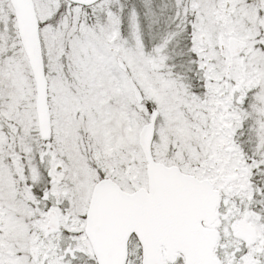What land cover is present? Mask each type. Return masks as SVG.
Here are the masks:
<instances>
[{
    "label": "snow or ice",
    "instance_id": "1",
    "mask_svg": "<svg viewBox=\"0 0 264 264\" xmlns=\"http://www.w3.org/2000/svg\"><path fill=\"white\" fill-rule=\"evenodd\" d=\"M0 264H264V0H0Z\"/></svg>",
    "mask_w": 264,
    "mask_h": 264
}]
</instances>
